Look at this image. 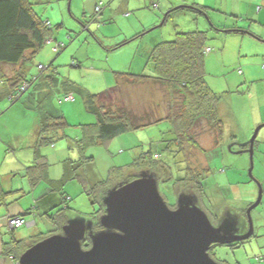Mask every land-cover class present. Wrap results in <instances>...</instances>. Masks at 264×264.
<instances>
[{"label":"rangeland","instance_id":"rangeland-1","mask_svg":"<svg viewBox=\"0 0 264 264\" xmlns=\"http://www.w3.org/2000/svg\"><path fill=\"white\" fill-rule=\"evenodd\" d=\"M29 1L42 20L49 21L48 23L51 24L52 29L49 37L53 40L50 43H45L35 54L32 63L28 64L27 76L30 78L32 74L38 73L39 63L47 67L54 59L53 64L61 79L68 77L92 93H101L102 101L126 105L128 109L139 115H143L145 112H153L157 117L160 114H168L171 109L169 91L164 86L153 82L132 83L121 80L118 85L119 73H141L145 69L141 66L146 65L155 44L159 41L173 39L178 31H209L206 43L213 48V52L208 53L205 57L206 79L215 92L222 94L219 112L223 120L224 133L223 140L217 146L215 134L205 120L200 121L196 126L194 134L198 142L208 152L203 154L197 149L189 151L187 158L191 162V168L194 169L193 174L201 176L200 172L205 169L207 164L217 172L214 176L211 173L208 181L203 179L206 184L202 185L199 194L196 192L194 196L188 194L187 196L191 197L193 203L205 211L214 226L221 224V221L225 223L231 221L237 225L230 228L228 233H244L249 227L246 209L251 202L257 200L259 183L262 186L264 183V152L254 150L252 169L254 177H252L249 149L243 150L241 145L247 144L254 133L255 128L253 129L250 124H255L253 121L264 118V96L260 101L257 96H251L247 83L239 85L241 83L239 79L224 81L223 78L229 79L230 75L236 71L238 59L246 58L244 51L248 50L249 52L250 46H255L251 45L253 43H250L248 38H257L258 40L259 38L258 35L255 36L252 33L242 35L236 32H226L224 29H227L225 26L238 25L242 29H251V31L264 35V21L256 19L258 13H255L260 10L259 7L264 8V0H196L197 2L189 0V3H178L173 7L197 3L206 6V12L201 11L200 13L180 7L174 9L163 24V18L168 11V9L164 10L163 6L167 0H162L163 5L156 8L153 7L152 2H149L150 0L148 3L143 0L138 2L130 0L129 14L124 11L125 7L119 10L115 9L120 0L98 1L97 4L102 3L100 14L95 13L93 0ZM170 1L177 2L179 0ZM141 2L143 3L139 4ZM150 23L151 25L143 31V25ZM138 33H142L141 36L137 37ZM57 45L65 47L60 48L59 52H54L53 48ZM62 93L50 95L44 105L47 108L52 106L60 108L69 122L61 138L53 144L40 147L50 164L48 167L50 174L53 173L50 178L63 175L66 163L70 160H76L80 156H82V160H86V156H93V158L87 159V162L79 169L81 175L67 181L65 185V189L73 193L71 195L74 196L70 201L73 209L68 212L69 224L86 225L96 222V220L100 222L102 215L93 214L99 207V203L92 202L88 191L93 190L95 183L102 179H109L111 186H108L107 191L113 190L115 188L113 185L138 171L131 164L134 158L140 152L150 151L151 148L155 152V148H158L161 153L159 160L168 165L167 173L171 177L170 180L163 182V178L160 176L161 179L158 183L160 191L166 195L170 206L178 204L176 205L178 207L180 205V192L185 188L179 189L184 185L177 183L181 181L176 182L175 180L188 177L191 173H188L189 162L185 158L184 151L177 149L173 144L171 150L165 149V145L161 144L163 142H160L162 139L175 137L173 131L169 130L168 121L123 133L104 143L90 142L85 139L87 133L84 129L85 124L96 121L95 114L86 109L83 98L78 93H75L74 101L60 103L59 98ZM173 100L180 101L179 97L173 98ZM4 102L5 99L0 100V109L3 110L0 115V165L3 172H5V166L11 165L14 157L25 154L28 150L24 145L25 136L34 129L35 125L33 117H26L20 113L18 106L22 104V101L10 106L12 108L8 111H6V107L10 104V100L6 101L8 102L6 106H3ZM32 116H36V113L32 112ZM263 132L264 127L256 138L259 143L262 141ZM123 138L127 141L126 144L122 142ZM123 149L126 150L122 152ZM176 149V152L173 151ZM215 149L217 154L210 163V155L215 153ZM52 153L54 155H51ZM17 163L20 164L19 161ZM118 166H124V168L115 170ZM20 174L23 175L22 172ZM168 174L165 173L162 176L166 178ZM4 177L9 180L8 175H4ZM14 178L19 179L17 175ZM21 178L26 182V176H21ZM200 178H204V176ZM128 181L131 180L126 182ZM195 182L197 181L195 180ZM50 184V180L41 179L34 191L36 197L33 192L24 196L30 199L28 205L33 207V213L26 217L29 220L35 217L40 223L37 227L26 225L30 229H27L26 243L32 241L31 235L50 231L53 227L51 223L46 225L45 218L50 220V217L47 214L44 215L43 209L41 207L39 209L38 204H35V198L37 199L42 191H45L48 186L50 187ZM226 184H230L231 192L228 189H222L226 191L219 189V185L226 188L224 187ZM172 186L174 192L168 189ZM189 186L194 185L189 183L187 188ZM104 205L106 204L104 203ZM220 209H222L221 212ZM252 218L255 235L250 236V240L239 243L236 248H232L230 245L216 244L213 253L209 249V255L222 264L259 263L257 256L264 257V197L262 203L252 210ZM54 228L56 226L52 228V233L49 236L63 233L62 228ZM103 229L101 226V231ZM11 245L12 253L6 251L3 254L8 256L10 264H18V260L24 252L15 259L17 261L15 262L12 258L15 254H19L20 248L15 249L18 246L15 241ZM261 264H264L263 259Z\"/></svg>","mask_w":264,"mask_h":264},{"label":"trees","instance_id":"trees-1","mask_svg":"<svg viewBox=\"0 0 264 264\" xmlns=\"http://www.w3.org/2000/svg\"><path fill=\"white\" fill-rule=\"evenodd\" d=\"M100 4L102 5V3ZM185 7L200 13L201 11L206 12L207 9L206 6L199 4H192ZM173 10L174 9H170L162 24L168 19ZM96 12L100 14L102 8L97 10L96 7L95 13ZM48 22L49 21L42 20L35 12L29 0H0V84L3 83L0 87L4 86V82L7 81L12 85L8 93L10 102L13 104L16 101L17 103L22 101L26 108L36 111L37 123L35 132L37 151L43 145L53 144L57 139L61 138L64 135L66 127L69 125L66 116L60 108L52 106L49 109L44 106L47 98L53 93L57 94L58 92H63L62 96L59 98L60 103L64 101H74L76 99L75 93H78L82 96L86 109L95 114L96 121L85 124L86 127L84 129L85 133H87L85 139L90 142L96 143L97 141L104 143L121 136L123 133L168 121L170 126L169 130L173 131L175 137L162 139L160 142L163 143L161 144L165 145L164 148L168 150L172 149V144L174 146L176 145L177 149L184 151L185 158H187L189 157V151H192V149H197L203 154L208 152L198 142L194 134V130L198 123L205 120L215 134L217 146L221 143L224 133L223 120L219 112L222 94L215 92L206 79L205 57L208 53L213 52V48L206 43L209 38L207 34L209 31H178L173 39L159 41L155 44L148 56L145 69L141 71V73H119L118 85H120L121 80L132 83L153 82L164 86L169 91L171 109L168 114H160L157 117L153 112H145V114L139 115L128 109L126 105H120L115 102L108 103L106 100L102 101L101 93H92L87 88L68 77L61 79L58 76L56 66L53 64L54 59L51 60L47 67L39 63L38 73L32 74L29 78L26 74V70L29 68L28 64L32 63L35 54L45 43H48L47 41L49 39H51L49 35L52 26ZM224 31L236 33L246 32L247 34L252 33L255 34V36L258 35L260 40H264V35H260L261 33H256L255 31H251V29H242L238 27V25H236V28H227L224 29ZM141 34L142 33H139L137 36H141ZM64 47V45L62 47L61 45H57L53 48V51L59 52L60 48L63 49ZM146 69L147 71H145ZM10 71H12L14 76L7 75ZM239 71L242 72V69L239 68ZM178 97L180 101L173 100V98ZM1 113H3L2 109H0V115ZM257 124H254L252 128H256L259 125ZM256 143L257 141L255 140V144ZM249 144L250 141L247 144L241 145V148L246 150ZM155 149L156 152L153 151L152 148L150 151L140 152L131 162L138 171H136L134 175L125 177L120 182L125 183L127 180H133L141 176V174L155 176L158 181L160 176L164 179L165 177L162 175H165V173L168 174L166 168L168 165L159 160V158H161V153L158 151V148ZM177 149L173 151L176 152ZM125 150L126 149H123L122 152ZM216 154L217 150L210 155L211 158L209 161H211ZM89 158H93V156H86V160H82V156H80L76 160L67 162L63 177L55 181L52 185L55 190L61 194L63 200L58 206L52 209L54 212H47L46 214L58 229H61L66 222H68V212L73 209V206L70 204L71 196L64 191V187L67 181L81 175L79 169ZM187 160L189 162L188 173L191 174L188 177L177 180L181 181L177 183L184 185V187L182 186L179 189L185 188V190L183 189L180 192V197L187 196V194L191 195V192L189 193V188H187L189 183H192L195 189L197 187L199 188L195 190V192L199 194L202 185L206 184L203 179L208 181L210 174L212 173L214 176L217 172L216 169H212V167H210L211 165L207 164L205 169L200 172L201 176H204V178H200V174H193L194 169L191 168V162L188 158ZM34 163L37 164V162H33V164ZM210 163H212V161ZM47 165L45 164V167H47ZM34 166L35 165H30L27 168L28 171L26 174L29 176L33 186L36 185L39 179V176H36L37 171L33 172ZM124 166H118L115 170L117 168L123 169ZM166 179L170 180L171 177L169 176ZM195 180L197 182H195ZM120 182L113 185V187H117ZM108 186H111L109 179H102L95 183L93 190L88 191V195L92 202L94 204L99 203V207L93 214L102 215L105 212L106 208L103 200L108 194ZM222 187L223 186L219 185V189H228V191L230 190L229 192H231L230 184L224 185L226 188ZM192 194L191 196H194L195 193ZM252 203L253 202H251L250 205ZM32 208L29 209V212L28 210L25 212L28 214H19L17 216H21L26 220V216L33 213ZM216 221L218 223L217 219ZM100 230V222L97 220L96 222H92V228L86 232L82 240V247L84 249H88L91 246V233H96ZM51 233L52 229H50V231L37 233L31 237L33 239L30 243H26L27 238L15 240L18 245L15 249L20 248V251L19 254H15L14 257L17 258L30 246L48 237ZM11 249L12 248H9L7 251L12 253ZM257 258L259 260L258 264H261L262 259L264 260V257L261 255Z\"/></svg>","mask_w":264,"mask_h":264},{"label":"water","instance_id":"water-1","mask_svg":"<svg viewBox=\"0 0 264 264\" xmlns=\"http://www.w3.org/2000/svg\"><path fill=\"white\" fill-rule=\"evenodd\" d=\"M183 6L189 5L172 9ZM263 126L264 122L259 124L250 139L252 177L254 143ZM263 190L259 183L258 198L247 209L248 231L228 235L224 229L227 233L234 222L221 221L214 226L205 211L186 195L180 197L178 208H169L156 179L141 174L108 191L100 220L104 229L91 233L88 249L82 247V240L92 222L85 225L68 221L63 233L48 236L24 251L18 264H222L209 255V249L254 234L252 210L261 203Z\"/></svg>","mask_w":264,"mask_h":264},{"label":"crops","instance_id":"crops-1","mask_svg":"<svg viewBox=\"0 0 264 264\" xmlns=\"http://www.w3.org/2000/svg\"><path fill=\"white\" fill-rule=\"evenodd\" d=\"M94 1V5H95V11H96V7H97V2L98 1H103V0H93ZM139 0H137L138 2ZM146 1L148 3V0H143V2ZM136 2V3H137ZM143 2L139 3L142 4ZM149 2H152L153 7H161L162 0H150ZM189 0H179L177 2L175 1H170L167 0L165 2V5L163 6L166 10H170L172 8H174L173 6H175L178 3H189ZM193 2H197L196 0H194ZM192 4H197V3H192ZM186 5V4H185ZM198 5V4H197ZM201 5V4H199ZM128 6H130V0H120L118 2V4L116 5V10L121 9L122 7H125V12H127L126 14H129L128 12ZM186 8V7H185ZM189 8V7H188ZM260 10H258V16L256 17V19L264 21V8H259ZM151 25H143V31L146 30V28H148ZM225 28L228 29H233L236 28V25L232 26V27H228L225 26ZM139 34V33H138ZM136 34V36L138 35ZM242 35L247 34L245 33H240ZM139 37V36H137ZM250 40V43H253L251 45H255V46H250L249 49H251L249 52L248 50H245V56L246 58L244 60L238 59L239 62H236V71H234L235 73H232L230 75V78L233 79H227V78H223L224 81H232V80H236L239 79L241 81V84H248V90L250 91V94L252 97L257 96L258 99H260V101L263 99L264 96V40H258L256 38H254L255 40H257L258 42H254L255 40L252 39L251 37L248 38ZM50 41L48 43H50L53 39H49ZM56 40V39H55ZM262 45V46H259ZM238 63V64H237ZM146 64V63H145ZM144 64L141 66V68H144ZM239 68L242 69V72L239 71ZM142 70V69H141ZM143 71V70H142ZM8 76H14V74L12 73V71L9 72V74H7ZM4 86L0 87V96L1 99H5V102L3 104V106H6V104L8 105V93L10 92L12 85H10V83H8L7 81L4 82ZM0 85H3V83H1ZM9 89V90H8ZM256 97V98H257ZM17 101L14 102L13 104L10 102V104L6 107L8 111L9 109H11L13 105H16ZM20 113L23 116L26 117H33L35 119V125H34V129L31 130V132L25 136L26 140L24 142V145L26 148H28V150L25 152V154H20L17 155L16 158L14 157L12 160L11 165H7L4 168V171H2V166L0 165V264H10V260L8 258L7 255L3 254L6 253V251L9 248H12L11 243L14 242L17 239H23V238H27L28 236V226H35L37 227L38 225H40V223L34 218L30 219L26 218L27 223L26 226L21 225L15 229H11L8 226V216L9 215H24V214H28L25 213L29 212V209L32 208V206H29L28 203L30 201L29 198H25L24 196H26L27 194L35 191V188L37 186V184L40 182L41 179H46V180H50L51 184L50 187L48 186L46 188L45 191H42L38 198L36 200L35 204H38V207L40 209V207L43 209L44 211V215L47 212H54L52 209L55 208V206H58L62 200L63 197H61V194L55 190L53 183L55 181L60 180L63 175H60V177H55L53 179H51L50 177L52 176V174H50V169L49 167V162L47 161V156L46 154L42 153L43 151H41V148L37 151L36 149V132H35V126L37 123V116H32V112L36 113L35 110L30 109V108H26L23 103L20 104L18 106ZM50 109V108H49ZM264 121V118L258 121H253L255 124L260 123ZM252 124V123H251ZM253 125H251V127H253ZM122 142L126 143V140L123 138ZM255 145V151H261L264 152V132L262 133V141L257 142ZM51 155H54L53 153ZM78 159V158H76ZM17 161L20 162V164L17 163ZM33 162H37V164H33ZM45 164L47 165V167H45ZM30 165H35L33 172H36V176H39V179L36 183L35 186H33L30 182L29 176L26 175L27 171H28V167ZM49 169V170H48ZM23 173L24 176H26L27 178L25 179L26 182H24V179L21 178L24 177L22 174ZM4 175H8L9 176V180H7ZM17 175L19 177V179H15L14 176ZM21 175V176H20ZM42 176V177H41ZM264 186V183H263ZM219 187V186H218ZM54 188V189H53ZM68 189V188H67ZM64 191H66L68 194H70L71 196V200L74 196H72L68 190L65 189L64 187ZM82 192V191H81ZM263 195H264V190H263ZM34 196L36 197V194L34 193ZM29 197V196H28ZM264 197V196H263ZM26 199V200H25ZM263 199V198H262ZM70 200V201H71ZM262 203V201H261ZM71 204V203H70ZM33 212V209H32ZM45 218V217H44ZM35 219V222H34ZM45 223L46 225L48 223H51V226L54 227V224L51 220L45 218ZM67 223V222H66ZM52 227V228H53ZM51 228V229H52ZM28 229V230H27ZM37 234V233H36ZM34 235H31L30 237H32ZM7 242V243H5ZM15 261V257L12 258ZM17 262V261H15Z\"/></svg>","mask_w":264,"mask_h":264},{"label":"flooded vegetation","instance_id":"flooded-vegetation-1","mask_svg":"<svg viewBox=\"0 0 264 264\" xmlns=\"http://www.w3.org/2000/svg\"><path fill=\"white\" fill-rule=\"evenodd\" d=\"M168 177H169V176H168ZM158 178H159V177H158ZM166 178H167V177H166ZM166 178H164L163 181H164V180H167ZM179 179H180V178H179ZM179 179H178V180H179ZM157 180H158V179H157ZM159 180H160V178H159ZM175 181L177 182V180H175ZM157 182L159 183V181H157ZM163 185H166V183H163ZM188 188H189V190H190L189 193L191 192V193H190L191 195H193L192 193H196L195 190L199 189L198 187L195 189L194 186H189ZM168 189H171V191L174 192V188H173V186H172L171 188L168 187ZM160 194L162 195V197L164 198V200L166 199L165 201L168 203V200H167V198H166V195H165L163 192H161V191H160ZM169 204H170V203H168V205H169ZM173 206H174V207H173ZM173 206H170V205H169V207H170L171 209H176V208H177L176 204L173 205ZM218 210H219V208H218ZM221 211H222V209H220V212H221ZM216 214H217V213H216ZM246 214H247V209H246ZM235 224H236V223H234V224L232 225V228L235 226ZM236 225H237V224H236ZM225 229H226V227H225ZM225 229H224L225 233H224V232H223V233L229 235L230 233H228V232L226 233V230H225ZM248 229H249V227H248ZM248 229H247L244 233H246V232L248 231ZM254 232H255V228H254ZM244 233H237V234H244ZM250 239H251V238H248V239L243 240V241H235V242H233V243L225 244V245H230V246H232V248H236V247L239 246V243H241V242H245V241L250 240ZM215 246H216V245H212V247L210 248V250H211L212 253H213V249H214Z\"/></svg>","mask_w":264,"mask_h":264},{"label":"built area","instance_id":"built-area-1","mask_svg":"<svg viewBox=\"0 0 264 264\" xmlns=\"http://www.w3.org/2000/svg\"><path fill=\"white\" fill-rule=\"evenodd\" d=\"M101 9V4H99L97 6V10ZM50 40H48L47 42H49ZM27 221L21 217V216H9L8 217V225L11 228H16L19 227L22 224H26ZM1 224V223H0Z\"/></svg>","mask_w":264,"mask_h":264},{"label":"clouds","instance_id":"clouds-1","mask_svg":"<svg viewBox=\"0 0 264 264\" xmlns=\"http://www.w3.org/2000/svg\"><path fill=\"white\" fill-rule=\"evenodd\" d=\"M254 144H255V143H254ZM248 149H249V147H248ZM153 177H154V176H153ZM154 178H155V177H154ZM155 179H156V178H155ZM156 181H157V179H156ZM157 183H158V182H157ZM159 190H160V189H159ZM223 195H224V194H223ZM262 198H263V197H262ZM169 208H170V207H169ZM177 208H178V207H177ZM104 213H105V212H104ZM104 213H103V214H104ZM103 214H102V215H103ZM9 216H15V215H9ZM9 216H8V217H9ZM16 216H17V215H16ZM7 220H8V219H7ZM26 221H27V220H26ZM0 225H1V224H0ZM8 226H9V225H8ZM10 228H11V227H10ZM16 228H17V227H16ZM11 229H15V228H11ZM258 256H260V255H258ZM258 256H257V257H258ZM261 256H262V255H261ZM253 264H258V263H253Z\"/></svg>","mask_w":264,"mask_h":264}]
</instances>
